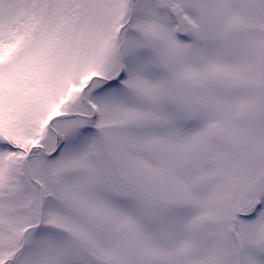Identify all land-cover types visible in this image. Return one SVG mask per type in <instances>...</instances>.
Instances as JSON below:
<instances>
[{"label":"snow or ice","instance_id":"obj_1","mask_svg":"<svg viewBox=\"0 0 264 264\" xmlns=\"http://www.w3.org/2000/svg\"><path fill=\"white\" fill-rule=\"evenodd\" d=\"M0 264H264V0H0Z\"/></svg>","mask_w":264,"mask_h":264}]
</instances>
